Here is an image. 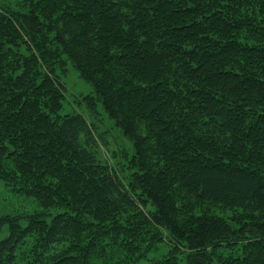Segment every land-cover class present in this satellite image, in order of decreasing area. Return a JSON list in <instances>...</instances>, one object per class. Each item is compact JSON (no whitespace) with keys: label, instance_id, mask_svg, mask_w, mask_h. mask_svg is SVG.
Returning a JSON list of instances; mask_svg holds the SVG:
<instances>
[{"label":"trees","instance_id":"obj_1","mask_svg":"<svg viewBox=\"0 0 264 264\" xmlns=\"http://www.w3.org/2000/svg\"><path fill=\"white\" fill-rule=\"evenodd\" d=\"M18 1L19 17L0 13V176L56 215L0 217V264H16L28 237L48 246L80 229L93 234L87 247L26 264H90L95 231L141 215L129 195L150 207L131 226L164 231L183 264L264 249V0ZM20 47L27 55L12 59ZM35 52L64 57L129 142V189L81 143L83 116H59V86ZM174 178L230 215L187 219Z\"/></svg>","mask_w":264,"mask_h":264},{"label":"rangeland","instance_id":"obj_2","mask_svg":"<svg viewBox=\"0 0 264 264\" xmlns=\"http://www.w3.org/2000/svg\"><path fill=\"white\" fill-rule=\"evenodd\" d=\"M13 6H16V0H0V13H4L7 18L9 15H18L19 17L24 13L22 7L14 8ZM14 24L17 25V22ZM20 34L23 37L21 32ZM13 52L18 56L12 59L19 57L23 60L27 55L21 47L14 49ZM35 55L41 60V69L47 73L48 78L46 79H54L59 86L62 97L59 116H83L89 127L88 134L90 136L81 137V143L87 144V148L93 152L101 169L107 170L111 175L114 174L124 189H129L127 166L123 159L125 153H130L129 142L122 139L117 129L108 121L99 104L92 98L91 88L79 78L64 57L56 56L57 59L54 62L53 58L47 59L44 52L43 54L35 52ZM36 69L34 68V72L35 75H38ZM22 71L23 65L19 64H14L10 69L12 76H23ZM31 78L36 79L37 77L32 76ZM43 78L41 77V79ZM4 168L11 170L12 165L6 163ZM172 181V196L178 209L187 219L200 215H215L222 218L230 215L215 203L197 202L194 191L180 188L175 178ZM129 196L143 217L139 214L129 218L125 215L118 216L115 218L117 226L112 225L110 228L105 227L95 231L94 233L98 235L96 237L98 249L92 253L90 264H183L182 255L178 250H174L164 231H160L159 234L147 226H142L139 229H136V226H131L136 220L146 219L144 215H148L150 207L133 196ZM132 211L129 210L132 215L138 213ZM43 214L48 216L50 222L56 215V211L52 208L43 209L35 199L12 191L0 176V217L27 219V217L43 216ZM127 219L129 222H126ZM21 224L22 227L28 225L23 220H21ZM129 229L133 233L132 237L128 235ZM6 232L7 229L4 226L0 239L5 236ZM58 240L57 244L45 246L41 242L35 243V239L32 237L26 238L16 252V264H26L29 261L33 263L35 260L45 263V260L57 251L79 250L82 247H87L93 240V234L85 229L69 230L66 236L61 235ZM219 255L222 257V264H264L263 248L248 251L239 246H232L220 250ZM212 264L219 263L214 261Z\"/></svg>","mask_w":264,"mask_h":264}]
</instances>
